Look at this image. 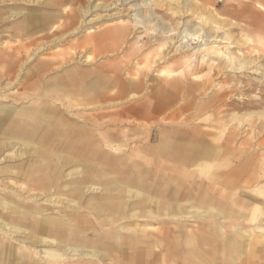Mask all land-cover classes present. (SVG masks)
I'll return each instance as SVG.
<instances>
[{"label": "bare ground", "instance_id": "1", "mask_svg": "<svg viewBox=\"0 0 264 264\" xmlns=\"http://www.w3.org/2000/svg\"><path fill=\"white\" fill-rule=\"evenodd\" d=\"M3 1L12 0H0V3ZM159 1L163 0H113L103 7H122L117 10L127 20L120 19L119 12L97 16L91 10L102 11L99 4L80 5L81 15L95 13L88 16L90 19H82L81 26L102 19H111L109 23L114 26L107 32L87 37L79 46L80 55L83 51L87 54L89 46L99 48L103 44L125 42L138 29L147 33L155 20L153 6ZM178 4L187 15L192 3L181 0ZM256 7L264 12L263 6ZM61 8L58 24L46 28L58 29L68 21L64 30L78 31V26L73 28L76 16L68 14L65 3ZM244 9L257 27L264 15ZM19 10L12 8L7 19L24 16L25 21L11 25L19 31L30 29L28 19L33 13L29 9ZM32 19L35 24L39 22L35 17ZM207 21L212 26L209 31L188 21H181L177 32L161 31L160 51L166 49V39L174 35L175 41L169 39L173 43L171 55L193 52L181 55V71H168V76H192L196 56L199 65L206 66L209 72L223 64H232L228 65L230 73L257 75L254 62L241 53L230 54L228 49H233L234 43L222 26L215 20ZM242 38L251 43L252 38L246 33ZM190 42L196 46L190 49ZM30 50L21 44L5 55L7 59H0V95L22 84L20 93L12 92L13 100L23 99L21 96L33 88L38 91L37 96L53 97L60 107L67 109L60 98L74 101L69 95L70 86L87 77L86 72L65 69L58 85L44 89L38 74L44 76L47 65L41 63L35 73L28 69L24 76L19 74L31 56ZM85 53L84 63L90 64L94 59ZM62 62H66L64 57L53 59L48 66H63ZM36 78L39 80L25 85ZM257 104L264 105V97ZM48 111H41L35 102L19 108H0V195H3L0 196V264H264V169L248 172L252 161L246 159L234 168L221 171L229 165V147H213L184 132L174 138L158 131L155 135L152 128L138 126L142 139L122 145L117 139L118 131H103L101 121L106 117L100 111L87 129L76 131L69 140L66 137L71 127L62 120L63 111L53 108ZM43 126L46 131L38 132ZM125 131L124 135L131 140L136 137L135 131ZM50 132L51 143H48ZM62 140L70 144L61 153ZM142 141L144 146L139 148ZM256 146H264V138ZM129 147L136 148L137 154L126 157ZM259 156L264 159V154ZM62 180L65 183L59 184ZM52 189L58 196L49 202L63 207L57 210V217H45L36 203ZM86 194L92 195L85 197ZM196 219L207 221L205 228L188 225Z\"/></svg>", "mask_w": 264, "mask_h": 264}, {"label": "rangeland", "instance_id": "2", "mask_svg": "<svg viewBox=\"0 0 264 264\" xmlns=\"http://www.w3.org/2000/svg\"><path fill=\"white\" fill-rule=\"evenodd\" d=\"M58 1L60 0H12L5 3L4 1L1 2L0 59H7L8 57H5V55L10 54L13 49L21 44L25 45L28 50L31 49V56L26 64L22 66L23 69L19 71V74L20 76L23 75L27 72L25 70L28 69V71H34L35 73L41 63L47 65L48 68L45 70L44 76L38 74L42 79L41 83L44 89L58 85L59 82H52L58 81L59 77H64L65 69L72 68L84 71L79 69L82 68L104 71L103 77L99 78V88L95 91L93 90L94 95L100 94L99 98L93 101V97H88L87 100L91 102V106L84 107L76 106L73 102L69 104L66 98L62 97L60 101L64 100L65 105L68 107L66 109L60 107V102L54 100L55 98L53 97L37 96L38 91H34L33 88L24 93H28L27 95L21 96L22 98L24 97L23 99L13 100L12 92L16 90L20 93L23 90L22 84H16L11 91L7 93L1 92L0 108H19L26 106L27 103L35 102L41 111L43 109L48 111L50 108L63 111L64 115L61 118L65 124L68 121L71 127L70 136L66 137L69 140L76 134V131L81 132L87 129L86 126L89 127L92 120L97 119L95 111H100L101 109L104 113L111 114L107 120L101 121L102 123L104 122L102 129L105 133L108 130L112 133L117 132L118 129L114 130V124L121 123L120 125L118 124L119 127L122 124L148 125L154 130L153 134L156 135V127L158 126L159 129L163 128L162 132L165 135H170L174 138L175 135H180L184 132L190 138L194 137L199 141L211 144L213 147H229L231 154L229 159L226 157L229 165L223 170L221 169V171L234 168L246 159L252 161V167L248 169V172H256L260 168L264 169V159L261 160L259 158V155L264 154V146L255 147V143L264 138V105L260 106L257 104V101L264 97V17L263 20H259V23H257V28L251 14L245 12L244 9L247 8L255 15L260 13L264 15V12L256 7L257 4L264 7V0H189L192 5L189 6L190 9H187V15L186 10L184 11L181 5L178 4L181 0L179 2L171 0L155 2L154 10L152 11L155 20L147 33L143 34V30L138 29L135 30L134 36L124 40L125 42L110 45L103 44L99 48L89 46L87 54L83 51L81 55L80 52L82 50L79 49V46L84 44V40L87 37L107 32L114 27L112 23H109L111 19L93 21L94 23L91 25L83 24L82 27L80 25L82 19H87L88 16L92 17L95 13L99 17L114 12L117 13L119 12L117 9H122V7L103 9V7L110 5L113 0H70L71 2L65 3L69 8L67 12L76 16V20L73 19V28L78 26V31L71 33L69 29L67 31L64 30L68 21L64 22L58 29L50 30L46 28L52 23L53 25L58 24L56 22L62 18L61 9L63 8H61V5L64 3H59ZM52 2L54 5H52ZM85 3L92 6L99 4L102 7V11L98 9L97 11L91 10L95 13H87L83 16L79 11V6ZM12 8L20 9L19 11L23 12L28 9L29 12L37 9V15L40 20L39 33L34 34V30L33 33L31 31L27 35L26 31H19V29L13 28L12 25L20 23L24 16L14 18L16 20H8V12ZM239 11L241 15L237 14ZM120 12L122 13V11ZM120 12L119 18L127 20L128 18L123 15L124 13L121 15ZM207 20H215L222 26L223 30L231 36V40L234 43V48L228 49L230 54L237 56L238 53H241L249 62H254L252 64L255 66L254 69L259 71L257 75L230 73L228 72V65L231 66L232 64H223L209 72L206 66L199 65L198 56H196L195 67L193 68L195 71H193L192 76L188 74H184V77L179 75V78L177 76L176 78L168 76V71H181V55L188 56L193 52L187 51L186 53L178 54L179 56L177 54L171 55L170 51L173 43L169 42L171 40L175 41L174 35L166 39L168 42L167 47L164 51H160L158 41L162 38L161 31L173 30L177 32L183 21H188L190 25L209 31L212 26ZM69 21L72 20L69 19ZM243 33L250 36V39L252 38L251 43H246V41L242 40ZM220 36L222 35L220 34ZM195 42H190V49L196 46ZM224 46L225 44L222 45V47ZM158 50L159 56H157ZM254 51L256 53L253 54ZM84 53L85 55L90 54L94 62L91 61L90 64H85L84 58H82ZM62 57L66 60V62H62L63 66L52 65L53 68L48 66V63L53 61V59L58 60ZM235 61H238V59H235ZM17 69L19 70L18 67ZM163 70L165 73L162 74ZM193 75L197 78L193 79ZM85 78L87 77L77 81L74 86L85 81ZM37 79H31L25 85L27 86ZM130 84H134L135 88H132ZM176 85L179 87L177 88ZM193 85H201V87L196 88ZM74 86L71 85L70 87ZM7 97L9 98L7 99ZM4 98L6 100H2ZM52 111L50 112L52 113ZM65 111H70L71 114L68 115ZM115 111H120V115L114 116ZM124 130L121 129L120 132H124ZM43 131H46L45 126L41 127L38 132ZM51 134L52 132L47 135L48 143H51L49 140ZM175 140L173 139V141ZM61 144L64 146L61 149L62 153L70 142L62 140ZM138 146H140L139 148L144 146V141L139 142ZM134 149L136 148L129 147L126 157L131 154H137ZM222 159L225 158L223 157ZM64 172L66 173L67 171L65 170ZM63 183H65V180L59 182V184ZM191 188L192 186H189V189ZM34 192L36 193V191ZM54 193L52 189L42 197L43 199L40 198V201L36 203L45 217H57V210L63 207L62 205L49 202L50 198L58 196ZM91 195L86 194L85 197H90ZM44 209L48 211L44 212ZM1 219L5 220L4 218ZM206 224L207 221L200 219L188 222V225L199 226L200 228H205ZM240 259L242 260V258Z\"/></svg>", "mask_w": 264, "mask_h": 264}, {"label": "crops", "instance_id": "3", "mask_svg": "<svg viewBox=\"0 0 264 264\" xmlns=\"http://www.w3.org/2000/svg\"><path fill=\"white\" fill-rule=\"evenodd\" d=\"M58 2L59 3H69L71 1L70 0H60ZM30 13H33L32 17H30L31 19H28V23L30 22L29 24L31 25L30 26V29H27V30L24 29V30H22V31H26L27 32V35H29L28 33L31 32V31H33V30H35L34 31V34L39 33V32H37L38 29H39L38 26H39V23H40V20H39L38 15H37L38 14V11H37V9H34V10L30 11ZM33 17H35L36 19L39 20V22L37 24L34 23V21L32 19ZM23 18L24 19H22V20L25 21V17H23ZM21 25H24V24H21ZM79 69L84 70L86 72V74H88L87 73V71H88L89 72V75L87 76V78H85V81L80 82V83H77L76 84L77 86L71 87L72 88L71 89L72 91L70 92L69 95H70V97H73V99H71V100H74V101H68V98L67 97H65V98L68 101V103L73 102L76 106H84V107L91 106V102H89L87 100V98L88 97H93V99H92L93 101L99 98L100 94L94 95L93 94V90L95 91V90H97L99 88V85H100L99 84V82H100L99 81V78H102L103 77V74H104L103 72L104 71L103 72L101 70L93 71V70L82 69V68H79ZM60 78L63 79L64 77L63 76L62 77H59L58 81H54L52 83L59 82ZM91 85H93V86L91 87ZM130 86L132 88H135V85L134 84H130ZM101 98H102V96H101ZM99 107H101V106H99ZM95 112H99V111H95ZM100 112H103L104 113V111H102L101 109H100ZM120 113H121L120 111H115V113L113 115L114 116H118V115H120ZM104 114H105V117L106 118H104L103 121L107 120L108 116H111V114H109V113H104ZM118 124L120 125L121 123H115L114 124V130L115 129H118V132L120 133V136L117 139L121 140L122 143L123 142L124 143H129V142H132L133 140L142 139V137H141L142 131L139 130V127L140 128H149V129L151 128L150 126L145 125V124L132 125V126H131V124H122L121 127H119ZM157 127H156V131L162 132L163 128H160L159 129ZM86 128H88V127L86 126ZM121 129H125V130L131 129V130L135 131L136 132V137L131 140V138H128L126 135H124V133L126 132L125 130H124V132H120ZM124 143L122 145H124Z\"/></svg>", "mask_w": 264, "mask_h": 264}]
</instances>
